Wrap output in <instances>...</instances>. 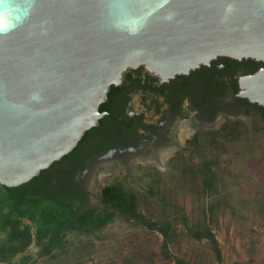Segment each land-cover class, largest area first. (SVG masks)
<instances>
[{
	"label": "water",
	"instance_id": "water-1",
	"mask_svg": "<svg viewBox=\"0 0 264 264\" xmlns=\"http://www.w3.org/2000/svg\"><path fill=\"white\" fill-rule=\"evenodd\" d=\"M218 57L263 64L237 96L264 108V0H0V185L71 152L126 69L167 82Z\"/></svg>",
	"mask_w": 264,
	"mask_h": 264
},
{
	"label": "rangeland",
	"instance_id": "rangeland-1",
	"mask_svg": "<svg viewBox=\"0 0 264 264\" xmlns=\"http://www.w3.org/2000/svg\"><path fill=\"white\" fill-rule=\"evenodd\" d=\"M203 161H209L211 172L202 177L196 169ZM106 183L133 194L138 213L161 221L167 238L114 212L94 234L68 233L52 256L35 258L37 248L30 246V264H219L203 237L207 228L218 242L221 264H264V130L259 118L236 131L206 136L163 166L118 165ZM93 186L88 195L97 206Z\"/></svg>",
	"mask_w": 264,
	"mask_h": 264
},
{
	"label": "flooded vegetation",
	"instance_id": "flooded-vegetation-1",
	"mask_svg": "<svg viewBox=\"0 0 264 264\" xmlns=\"http://www.w3.org/2000/svg\"><path fill=\"white\" fill-rule=\"evenodd\" d=\"M262 66L255 60L218 57L167 82L142 67L126 69L121 82L110 88L98 125L85 132L37 188L61 199L75 197L83 208H101V190L118 165L163 166L176 152L191 151L208 133L236 131L240 124L260 119L254 104L237 93L238 79ZM91 186L98 193L97 206L90 203Z\"/></svg>",
	"mask_w": 264,
	"mask_h": 264
},
{
	"label": "trees",
	"instance_id": "trees-1",
	"mask_svg": "<svg viewBox=\"0 0 264 264\" xmlns=\"http://www.w3.org/2000/svg\"><path fill=\"white\" fill-rule=\"evenodd\" d=\"M104 106L101 104L99 111ZM254 107L264 130V108L257 104ZM207 136L210 138L212 134ZM57 162L26 183L15 187L0 185V263L30 264L34 258L27 251L32 245L37 248L35 258L52 256L63 247L68 233L94 234L111 221L114 212L133 219L148 231L161 234L164 240L167 238L164 224L144 219L137 211L134 195L124 192L117 184L109 183L102 188L99 209L83 208L75 197L61 199L57 194L37 188ZM196 172L202 177L210 174L209 161H203ZM203 237L215 261L221 264V252L213 232L207 228Z\"/></svg>",
	"mask_w": 264,
	"mask_h": 264
}]
</instances>
